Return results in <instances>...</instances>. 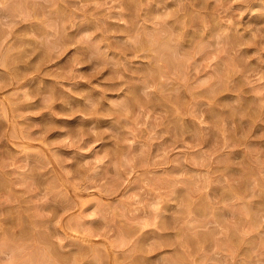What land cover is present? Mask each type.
<instances>
[{"label":"clouds","instance_id":"1","mask_svg":"<svg viewBox=\"0 0 264 264\" xmlns=\"http://www.w3.org/2000/svg\"><path fill=\"white\" fill-rule=\"evenodd\" d=\"M0 264H264V0H0Z\"/></svg>","mask_w":264,"mask_h":264}]
</instances>
